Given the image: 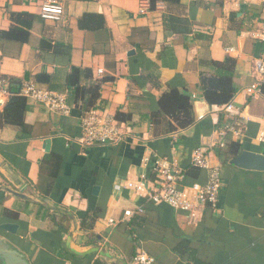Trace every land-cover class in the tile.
<instances>
[{
	"label": "crops",
	"instance_id": "1",
	"mask_svg": "<svg viewBox=\"0 0 264 264\" xmlns=\"http://www.w3.org/2000/svg\"><path fill=\"white\" fill-rule=\"evenodd\" d=\"M45 1L0 0V31L15 26L11 14L34 16L27 43L0 39V78L34 80L65 95L73 111L58 116L28 100V130L0 128V236L30 264H131L138 246L154 264H264V171L224 163L212 152L223 188L217 209L201 208L196 219L128 188L143 175L150 186L157 160L185 170L186 185L206 182L192 153L210 148L231 118L226 106L206 109L200 82L216 74L212 63L228 58L231 102L243 114L238 142L242 151L264 155V93L246 94L256 81L254 61L264 58V43L251 37L264 20V0H179L153 11L140 0H59L65 15L58 22L40 18ZM86 14L102 15L104 27L81 30ZM75 70L81 73L73 85ZM95 87L94 107L120 122L117 145L80 144L76 92ZM173 89L191 98L195 121L171 131L159 101ZM139 206L143 214L123 220L125 210Z\"/></svg>",
	"mask_w": 264,
	"mask_h": 264
},
{
	"label": "built area",
	"instance_id": "2",
	"mask_svg": "<svg viewBox=\"0 0 264 264\" xmlns=\"http://www.w3.org/2000/svg\"><path fill=\"white\" fill-rule=\"evenodd\" d=\"M145 7L141 13H146ZM40 18L44 21L58 22L64 18L65 7L58 0L45 1L40 10ZM252 39L257 43H264V20L260 26L252 32ZM256 81L246 88V94L250 97H257L263 94L264 87V58H257L254 61ZM14 96L23 97L44 107L49 113L58 116H70L73 109L63 94L53 92L41 87L34 80H26L20 85L12 86L7 79L0 78V113L3 112L10 98ZM230 115V122L222 125L216 132V137L210 148L196 149L192 153V166L206 171V182H193L184 184L187 172L180 168L175 162L157 160L155 162V178L150 184L147 176L143 175L141 181L129 183L128 188L140 198L153 204H167L175 210L187 212L190 217L198 218L201 208L216 210L220 200V193L223 188L221 169L219 166H212L210 154L218 149L224 148L229 140L240 141L243 136L241 129L243 114L235 107L233 102L226 105ZM82 146L117 145L124 139L120 122L111 113L103 108L94 107L84 112L80 120ZM144 213V207L139 206L132 210H125L123 220L128 221L137 215ZM117 221L110 219L109 224L114 225ZM131 264H154L151 257L143 247H137Z\"/></svg>",
	"mask_w": 264,
	"mask_h": 264
},
{
	"label": "trees",
	"instance_id": "3",
	"mask_svg": "<svg viewBox=\"0 0 264 264\" xmlns=\"http://www.w3.org/2000/svg\"><path fill=\"white\" fill-rule=\"evenodd\" d=\"M59 1V0H58ZM66 1H95V0H66ZM146 1L149 4L150 10H155L159 3L176 4L179 0H140ZM11 19L15 26L8 31H0V39L13 40L19 43H27L30 34L28 30L32 27L33 15L29 14H11ZM105 21L102 15L86 14L78 21V26L81 30L98 31L104 27ZM232 59L228 58L223 64L212 63L216 67L214 76H202L200 88L207 103L211 106H226L233 100L236 92V87L233 82ZM81 72L75 70L70 76V83L74 85V80ZM41 79L40 76H37ZM21 82L10 79L12 86H19ZM98 87L89 91L77 90V95L83 103L82 110L84 112L94 108L99 97ZM264 93V87H263ZM27 99L19 96L10 98L3 112L0 113V128L5 126H13L20 128L23 131L28 130V125L25 123V114L27 110ZM161 113L169 119V130L185 129L191 126L195 121V114L191 98L178 91L170 90L163 94L159 101ZM81 110V111H82ZM242 151L240 142L229 140L224 148L215 151L217 157L224 163L230 162L238 156ZM183 264V263H179ZM195 264H198L195 262Z\"/></svg>",
	"mask_w": 264,
	"mask_h": 264
},
{
	"label": "water",
	"instance_id": "4",
	"mask_svg": "<svg viewBox=\"0 0 264 264\" xmlns=\"http://www.w3.org/2000/svg\"><path fill=\"white\" fill-rule=\"evenodd\" d=\"M206 109H208V103L203 100ZM199 117H202L204 113L200 112ZM230 164L245 170L264 171V155L257 154L249 151H241L238 156L230 161ZM11 194L16 197L24 198L22 193L9 190ZM2 228L11 232L14 231V226L7 225ZM0 264H30L24 255L14 248L10 243L0 236Z\"/></svg>",
	"mask_w": 264,
	"mask_h": 264
}]
</instances>
